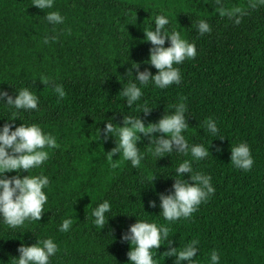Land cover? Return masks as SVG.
Returning <instances> with one entry per match:
<instances>
[{
	"label": "trees",
	"instance_id": "1",
	"mask_svg": "<svg viewBox=\"0 0 264 264\" xmlns=\"http://www.w3.org/2000/svg\"><path fill=\"white\" fill-rule=\"evenodd\" d=\"M33 3L0 0V89L13 96L21 87L35 92L38 109L20 110L18 117L50 132L59 147L30 171H43L50 181L40 221L26 220L16 228L0 221V264H13L21 243L47 237L59 245L50 264H130L131 244L121 237L137 219L170 229L172 244L166 241L153 250L157 264H176L167 251L192 240L198 241L197 264H211L213 250L219 264H264V2L54 0L53 8L45 10ZM220 7L241 9L236 14L240 23L219 15ZM48 11H59L63 23L49 24L44 19ZM157 14L168 16L169 31L195 43L197 55L177 66L179 84L165 89L149 84L141 99L128 106L120 91L135 77L132 65L157 71L144 63L152 45L143 39V29L153 25ZM201 19L209 23V33H199ZM41 77L48 81L42 83ZM56 84L64 87L62 99L54 92ZM178 103L187 109L186 139L209 146V156L193 161V169L211 176L215 192L189 218L168 222L159 215L158 194L171 190L175 167L190 155L173 152L157 160L148 150V138L140 134V166L134 168L116 154L114 168L107 156L114 138L99 140L96 133L104 127L103 117L122 124L123 115L139 116L147 125L173 112ZM144 107L152 108L148 115L141 112ZM13 111L0 105V126L13 118V127L22 123ZM208 118L217 123L216 135L207 130ZM240 142L250 146L254 159L248 171L230 162L231 146ZM105 199L115 216L100 229L91 223V210ZM150 200L157 207H150ZM67 218L73 223L62 232L59 225Z\"/></svg>",
	"mask_w": 264,
	"mask_h": 264
},
{
	"label": "clouds",
	"instance_id": "2",
	"mask_svg": "<svg viewBox=\"0 0 264 264\" xmlns=\"http://www.w3.org/2000/svg\"><path fill=\"white\" fill-rule=\"evenodd\" d=\"M216 3L220 5L221 0H216ZM33 5L41 10L52 9L54 0H34ZM237 13H241V9L219 8V15L234 18V22L239 24L240 16L236 15ZM44 19L51 25L62 24L64 21L59 11L45 12ZM168 24V16L157 14L153 25L143 29L144 41L152 45L149 48V58L144 63L153 66L157 71L153 74L150 68L146 67L141 71L139 64L132 65L136 69L135 77L126 86H122L120 91L128 106H132L141 99L143 88L149 84L159 89L179 84L181 71L177 66L184 60L192 59L197 55L195 43L182 37L177 30L169 31L165 27ZM197 29L201 35L211 31L209 23L204 19L199 21ZM52 39L54 40L55 36ZM166 41L167 47H165ZM44 43H48V37H45ZM47 81V77H41L42 83ZM54 92L59 99L66 96L62 84H56ZM0 105L12 108L13 116L19 118L20 110L38 109L39 97L29 87H21L15 91L14 96L0 89ZM173 107L175 109L173 112H165L158 121L147 125L139 116L123 115L122 124L114 123V117L107 119L103 117L101 120H104V127L97 128L96 133L99 140L107 141L109 138H114L115 146L107 152L111 166L114 168L119 162V158L113 159L116 154H119V157L122 155L124 161H130L134 168L140 166L144 158V154L137 147V142L141 140L140 134L148 138V145H150L148 150L157 160L173 152L184 156L190 155L191 159H184L175 167L171 190L167 194H158L159 215L168 222H175L179 218H189L197 211L199 205L215 192L211 176L193 169V161H200L209 156V146L205 147L203 143H189L184 134L189 127L186 105L178 103ZM151 109L144 107L141 112L148 115ZM20 120L22 123L15 127H13L15 118L7 119L0 126V221L10 228L21 226L26 220L40 221L48 202L45 189L48 188L50 181L43 171L39 174H30V171L40 168L49 159V150L59 147L57 138L50 132H45L39 124ZM205 123L211 134L218 133L215 120L208 118ZM217 151L221 149L217 148ZM230 162L236 168L250 170L254 164L250 146L246 142L231 146ZM21 171L28 174L21 175ZM8 172L16 174L8 176L6 175ZM185 173L189 174L188 179H184ZM149 206L157 207L156 201L150 200ZM111 207L110 201L105 199L92 208L91 223L100 229L104 228L109 217L115 216L110 215ZM72 223L71 218L63 219L59 230L67 232ZM169 232L170 229L165 224L137 219L121 237L131 244L127 253L128 262L157 264L153 250L160 248L166 241L169 245L172 244ZM17 251L19 256L13 257V264H50V258L59 251V245L52 237H47L36 239V242L31 245L21 243ZM198 251V241L192 240L183 248L170 247L167 254L176 257V264H182V262L197 264L193 258L197 256ZM209 259L211 264H219V253L213 250Z\"/></svg>",
	"mask_w": 264,
	"mask_h": 264
}]
</instances>
